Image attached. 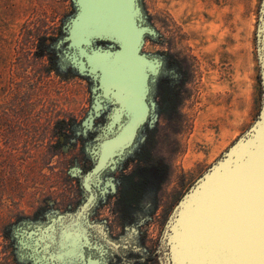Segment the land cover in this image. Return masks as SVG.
I'll list each match as a JSON object with an SVG mask.
<instances>
[{
  "label": "rangeland",
  "instance_id": "1",
  "mask_svg": "<svg viewBox=\"0 0 264 264\" xmlns=\"http://www.w3.org/2000/svg\"><path fill=\"white\" fill-rule=\"evenodd\" d=\"M141 3L148 22L158 32L156 38H146L143 52L167 54L183 76L177 104L151 120L153 138L145 161L158 163L163 170L154 214L140 228L141 242L149 254L147 264H160L161 235L175 205L253 124L261 109L263 90L256 50L261 0ZM74 6L73 0H0V88L15 95L12 105L16 103L20 114L50 118L48 154L0 155L7 172L11 171L9 165L16 171L7 174L5 185L3 179L0 182V264H15L5 231L9 224L21 217L35 218L44 210L65 212L76 208L80 200L77 183L67 172L77 154L75 144L55 150L52 142L57 140L59 120L67 126L68 120L79 119L88 110L89 83L82 76L57 71L43 46L74 15ZM30 93L31 105L25 101ZM65 130L70 131L69 127ZM44 165L47 169L42 171ZM132 165L130 160L127 168ZM108 208L103 216L95 213L92 221H107L119 235L122 225L115 199ZM64 236L73 246L80 241L78 231L67 229Z\"/></svg>",
  "mask_w": 264,
  "mask_h": 264
},
{
  "label": "water",
  "instance_id": "2",
  "mask_svg": "<svg viewBox=\"0 0 264 264\" xmlns=\"http://www.w3.org/2000/svg\"><path fill=\"white\" fill-rule=\"evenodd\" d=\"M73 3L76 12L63 40L68 42L66 61L80 75L95 81V92L102 90L95 98L96 113L103 107L110 83L120 91L141 88L147 97V67L152 64L143 47L146 38H156L158 32L148 22L141 0ZM97 41L107 42L108 46H96ZM256 50L263 90L259 114L175 205L161 235L157 252L160 264H264V0L259 9ZM135 134V128L130 130L129 146ZM101 169L98 165L85 177L84 188L89 191L86 201L74 212L53 218L44 238L40 230H25L21 249L43 253L41 264H76L79 255L85 258V248L94 245L87 232L103 226L90 220L97 195L88 183ZM80 228L85 233L84 241L73 246L65 239L64 231ZM107 242L115 248L120 246L110 239ZM21 254V259L41 262L30 253Z\"/></svg>",
  "mask_w": 264,
  "mask_h": 264
},
{
  "label": "flooded vegetation",
  "instance_id": "3",
  "mask_svg": "<svg viewBox=\"0 0 264 264\" xmlns=\"http://www.w3.org/2000/svg\"><path fill=\"white\" fill-rule=\"evenodd\" d=\"M69 20L70 18L64 20L56 37L43 46L50 57V63L57 71L65 75L82 76L69 61H66L68 42L63 40L67 35ZM95 45L108 46V43L97 41ZM149 58L152 65L147 67L150 86L147 97L141 88L136 90L127 88L120 91L114 83H110L106 98L102 103L103 107L97 113L93 106L96 95L102 93V90L98 89L95 92L93 89L98 86L95 81L90 76H82L89 83L90 106L83 117L68 120L67 126L64 120H59L55 125L57 140L52 142L54 143L52 149L55 150L66 144L69 145L70 142L75 144L77 154L67 172L77 183L80 194L79 203L76 208L62 213L44 210L35 218L21 217L9 224L5 231L15 264L44 262L43 253L38 254L33 250H28V252L21 249L20 241L24 231L40 230L39 234L44 238L47 234L46 229L52 223L53 218L58 217L59 214L74 212L89 195V191L84 188L86 175L98 165H101L102 169L88 180L91 191L97 195L90 220L92 221L95 213L103 216L109 209L108 204L115 199L120 210L122 228L119 235H115L107 221H92L103 226L89 229L87 234L91 235L94 245L90 248L86 247L85 258L79 255L75 258V263L147 264L150 261L149 254L141 242L140 228L150 217L152 218V198L163 175L160 165L146 169V152L153 138L150 133L153 130L151 120L156 114L159 117L163 116L165 110H170L177 104V91H179L183 76L177 62L167 54L149 55ZM10 95L13 98L8 103ZM32 96L33 94L30 93L25 100L30 105L33 100ZM15 100L13 93L0 88V155L48 154L50 151L48 140L50 118L45 115L20 114L21 110L17 108L16 103L12 105ZM91 113L92 116H90ZM66 127H69L70 131H66ZM133 128L136 134L132 145L129 146V134ZM130 160L134 161V165L132 168H127ZM46 165L42 171L47 169ZM139 166H143V169ZM9 168L12 173L7 172L6 161L0 163V182L3 179L4 185L7 181V174L10 176L13 173L16 174L15 170L12 171V165H9ZM76 231L79 232L80 241H84L85 233L82 228ZM108 239L117 242L120 246L115 248L107 242ZM21 253H30L31 256L38 257L41 262L35 263L31 258L21 259ZM89 256L92 258L89 259ZM97 259L100 262H96Z\"/></svg>",
  "mask_w": 264,
  "mask_h": 264
},
{
  "label": "trees",
  "instance_id": "4",
  "mask_svg": "<svg viewBox=\"0 0 264 264\" xmlns=\"http://www.w3.org/2000/svg\"><path fill=\"white\" fill-rule=\"evenodd\" d=\"M146 154H147V156L146 157H148V156H150V149L148 148V150H147V152H146ZM145 161H148V159L146 158V160ZM158 165V163L156 164H152V163H147L146 164V169H151V168H155L156 166ZM139 167H141V169H143V166H139ZM161 180H162V178H161ZM161 180H160V182L158 183V185L161 183ZM158 185H157V187H158ZM156 190H157V188H156ZM156 191L154 192V195H153V198H152V203H153V212H154V210H155V202H156V200H155V198H156Z\"/></svg>",
  "mask_w": 264,
  "mask_h": 264
}]
</instances>
